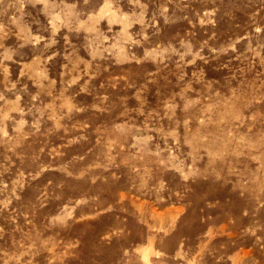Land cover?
<instances>
[{
  "label": "rangeland",
  "instance_id": "374dc122",
  "mask_svg": "<svg viewBox=\"0 0 264 264\" xmlns=\"http://www.w3.org/2000/svg\"><path fill=\"white\" fill-rule=\"evenodd\" d=\"M0 264H264V0H0Z\"/></svg>",
  "mask_w": 264,
  "mask_h": 264
}]
</instances>
